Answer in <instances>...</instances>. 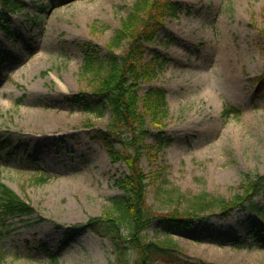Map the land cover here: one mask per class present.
Wrapping results in <instances>:
<instances>
[{
  "label": "rangeland",
  "instance_id": "374dc122",
  "mask_svg": "<svg viewBox=\"0 0 264 264\" xmlns=\"http://www.w3.org/2000/svg\"><path fill=\"white\" fill-rule=\"evenodd\" d=\"M21 1L24 8L7 17L8 30L0 28V181L34 213L2 220L0 264H48L47 256L58 264H111L110 242L84 226L123 195L115 183L127 169L91 139L94 130H107L110 114L86 113L78 101L89 99L92 88L82 72L85 56H104L136 0ZM163 1L179 9L144 44L145 60L159 58L137 92L156 86L166 103L158 126L146 117L145 144L161 131L163 147L139 159L149 175L148 204L158 213L172 208L161 202L164 187L229 202L264 175V0ZM224 69L233 71L229 79ZM55 77L69 79L66 90L56 89ZM36 83L43 92L33 96ZM27 108L60 113L64 123L52 132L27 128ZM129 138L123 134L114 146ZM160 168L166 186L154 179ZM254 200L264 210V191ZM201 216L178 235L157 233L156 223L146 234L210 264H264L263 216L248 210Z\"/></svg>",
  "mask_w": 264,
  "mask_h": 264
},
{
  "label": "trees",
  "instance_id": "16d2710c",
  "mask_svg": "<svg viewBox=\"0 0 264 264\" xmlns=\"http://www.w3.org/2000/svg\"><path fill=\"white\" fill-rule=\"evenodd\" d=\"M23 8L21 0H0L2 31L8 30V14ZM178 9V5L170 1L136 0L119 30L111 37L104 56L99 58L91 52L84 58L82 72L90 76L92 88L90 98L79 99L78 106L97 117L110 114L107 130H94L91 139L101 142L113 162L122 161L127 169V174L115 183L123 195L111 199V210L105 216L92 218L84 226L110 242L114 257L111 264H210L193 259L166 238L149 240L146 231L156 223L157 233L165 237L178 235L188 230L195 220L206 218L201 216L206 213L216 212L227 218L234 210H248L264 217V210L254 200L264 191V175L250 183V188L241 197L229 202L204 193L192 196L164 187L161 202L172 208L158 213L148 204L149 175L141 169L139 159L142 151L158 153L163 147V135L159 131L151 144H145L148 135L146 117L158 126L166 115V103L164 92L156 86H149L141 97L137 96L139 84L149 82L154 76V64L159 58L155 55L145 60L144 44L153 43L164 28L165 18L175 15ZM124 41L127 42L125 49L116 53ZM125 133L130 138L117 149L114 141L120 142ZM153 175L160 181V186L167 185L162 168ZM33 213L29 204L0 181V224L6 217ZM121 227L126 228L127 235L121 232ZM47 258L48 264H58L56 257Z\"/></svg>",
  "mask_w": 264,
  "mask_h": 264
},
{
  "label": "bare ground",
  "instance_id": "6f19581e",
  "mask_svg": "<svg viewBox=\"0 0 264 264\" xmlns=\"http://www.w3.org/2000/svg\"><path fill=\"white\" fill-rule=\"evenodd\" d=\"M89 12V11H88ZM41 57H37L35 61H40ZM32 70V69H31ZM224 75L226 76L227 79H229L232 75V70L230 69H224ZM32 73V72H31ZM57 80V88L59 91L66 90L67 84L69 83V79L65 78L64 80H60L57 77H55ZM230 90L233 94H237L238 90L236 89V83H231L230 85ZM32 95H38L41 94L43 91L41 90V83L33 87L31 90ZM3 94V93H2ZM64 117L60 113H48V112H43L39 109H29L27 108L23 112L22 116V122L27 126V128H46L48 131H57L58 127H61L62 124L64 123Z\"/></svg>",
  "mask_w": 264,
  "mask_h": 264
}]
</instances>
